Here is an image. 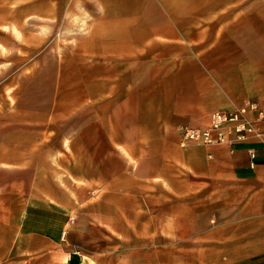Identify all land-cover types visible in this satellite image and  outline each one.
<instances>
[{"label": "crops", "instance_id": "obj_1", "mask_svg": "<svg viewBox=\"0 0 264 264\" xmlns=\"http://www.w3.org/2000/svg\"><path fill=\"white\" fill-rule=\"evenodd\" d=\"M97 1L106 25L95 27L94 59L77 82L52 92L49 106L16 103L15 121L0 122V264L111 263L112 239L163 235L165 220L150 214L154 191L181 202L197 178H264L261 146L254 170L246 146L180 147V130L205 127L211 112L264 104L261 0ZM250 222L264 224L203 222L191 235L211 242L237 227L228 264H246Z\"/></svg>", "mask_w": 264, "mask_h": 264}, {"label": "rangeland", "instance_id": "obj_2", "mask_svg": "<svg viewBox=\"0 0 264 264\" xmlns=\"http://www.w3.org/2000/svg\"><path fill=\"white\" fill-rule=\"evenodd\" d=\"M253 1L243 5L252 6ZM258 4L264 11V0ZM101 10L97 0H0L1 123L15 121L16 103L49 106L52 92L56 96L77 82L85 60L94 59L93 44L100 37L95 27L106 25L98 21ZM246 36L247 43L256 37L254 32ZM256 53L247 46V58ZM192 188L181 202L167 189L154 191L150 214L165 220L163 235L145 237L138 231L128 240L112 239L107 242L111 263L108 258L102 264H228V258H237V240L228 237L237 227H220L223 233L211 242L201 240V232L199 241L191 233L196 225L204 230L203 222L213 227L231 218L264 220V178L248 183L197 178ZM174 219H180L181 226L174 227ZM245 231L246 264H264V224L246 223Z\"/></svg>", "mask_w": 264, "mask_h": 264}, {"label": "built area", "instance_id": "obj_3", "mask_svg": "<svg viewBox=\"0 0 264 264\" xmlns=\"http://www.w3.org/2000/svg\"><path fill=\"white\" fill-rule=\"evenodd\" d=\"M227 147L230 153L238 146H246L248 167L254 170L258 155L255 146L264 149V104L244 101L229 110L213 111L203 128H182L180 147ZM66 232L61 233V239Z\"/></svg>", "mask_w": 264, "mask_h": 264}]
</instances>
